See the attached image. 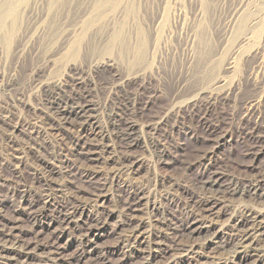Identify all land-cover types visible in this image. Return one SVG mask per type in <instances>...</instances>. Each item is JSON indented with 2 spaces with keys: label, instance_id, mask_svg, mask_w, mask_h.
I'll list each match as a JSON object with an SVG mask.
<instances>
[{
  "label": "bare ground",
  "instance_id": "obj_1",
  "mask_svg": "<svg viewBox=\"0 0 264 264\" xmlns=\"http://www.w3.org/2000/svg\"><path fill=\"white\" fill-rule=\"evenodd\" d=\"M26 1L28 0H0V36L2 35L1 38H3L4 41V43L0 42V53H2V45L3 48L5 45V47L11 49L22 35L23 41L21 47L15 50L19 57L32 48L35 39L40 37L45 39L44 41L46 44L43 51L42 63L35 64L30 70V77L31 80H33L32 87L30 85L31 89H29L30 94L38 95L39 103L32 106V111L36 117L33 116V119L31 118L30 121L27 120V125L31 128V130L29 129L30 135L34 132L43 137V143L36 144L34 146L35 150H39L41 153L43 145L49 142L48 138L53 139L56 143L55 145L50 141V143L55 146L53 152L41 153L38 156L56 165L59 170L64 172L65 179L61 180L62 182L55 181L56 183H53L50 180V176H44L45 187L41 190V195L46 203L51 202L56 196H61V198L65 200L60 204V209L57 214L59 216L58 221L60 223L73 221L77 212L81 211L83 213L86 206L92 203L98 204L102 198L106 199L109 194L112 195L111 189H120L122 194L120 200L125 196V200L121 208H119L124 216L123 221L119 220L123 225V231H119V237L117 236L118 239L116 237L117 240L114 243L115 247L124 248L121 250L123 254H141L140 256H143V261L135 263L143 264L149 262L151 261L149 258L152 256L162 255V253L164 254L170 251L167 257H165L166 254L165 256L163 255V258H165L161 259L162 261H158V264H173V262L180 261L181 258H195L201 264H264V170H258L255 171V173L250 172L251 169L257 167L255 160L264 149V134L256 135L253 131H249V134L252 135L253 138H256L254 141L258 143L248 148L247 151L244 149L245 152L242 153L243 159L241 158V161L232 160L230 161L231 163L227 162V164L215 166L216 162L214 155L217 147L228 140V130L220 133V137L216 139L212 145L209 142L211 146L205 144L207 146L205 149H200L197 146L199 149H196L195 157H191L192 159L184 160L185 157L182 156L181 159H179L182 165L180 167L191 169L198 166L202 174L206 175V177L200 179L197 184L188 178L181 179V176L180 178L168 177L165 175L166 171L164 172L165 174H162V172H157L158 169L152 168V166L154 167V164H156L155 161H163L167 151L170 152V144L167 140V135L169 134H157L167 121L169 122L170 119L174 118L177 119L182 115H194L193 113L195 108L198 107V104L199 106L203 105L208 110L219 99L226 100L231 97L230 94L236 93L239 87L238 84L228 88H225L227 87L225 86V89L221 87V90H218L219 88L215 89L213 86L214 89H210V91L205 89L201 91L198 89V92L196 89L198 93L194 92L195 94L192 93L193 95L187 96L182 100H173L169 105L167 104L168 106L164 109L165 111L163 110L164 112L160 116L154 115L142 120L138 116V110L135 109L136 105L131 108V105L133 106L132 97L125 90V86L130 83H136V85H139V87L151 93L152 96H158L160 88L153 87L152 81L156 79L161 83V81L166 80L161 70L165 58L164 51H176V47L173 48L174 45L171 46V50L170 45L173 43L168 46V38L165 40L163 39L161 43L155 40L153 41L152 39L155 33L157 37L159 33H163L159 31V29L160 26H163L165 23L163 22L164 24L160 25L158 29V24H160L161 21L159 20L156 26L154 22L153 25H149L148 28L145 24L143 25V20L142 22L141 20L140 22L137 20L138 18L136 17L138 16L135 17V13L132 16V14L130 15L131 12L128 14L126 13L127 11L124 12V10L120 9L122 11L108 14L111 10L107 6L110 10L106 12L107 14H102V9H98L101 10V13H97L98 15L95 14L96 16H92V13H89L91 14L90 16L88 14L87 17H81V19L78 17L80 20L70 25L65 20L59 23L54 31H51L49 27L53 24V20H51L47 26L46 23L50 20L52 15L50 9L59 1L54 0L50 3L52 5L49 6L50 9L48 8L44 18L42 17L34 21L32 17L33 14L29 15L30 20L34 22V27L25 35L23 24L21 23V25L19 24L20 26L18 25L17 27L16 20L19 18V10H21L19 8L25 4ZM101 4L100 6H103L106 3L103 5ZM24 8L25 7L22 9ZM241 8L242 6L235 7L233 12L225 18L224 27L226 31L231 29V26L235 25V17L240 12ZM21 19L23 20V18ZM175 24H177V22ZM150 27L153 28L150 29ZM190 31L191 30H187L184 26L180 33L184 38V48L182 51L188 64H191L198 55H196V48L198 49L199 47H197L199 43L198 33H192ZM95 34L98 35V38L96 37L97 39H94L91 45L92 47H86V42ZM157 37L155 39H157ZM157 45L159 47H157ZM86 48H90L91 52L87 51ZM57 49L59 50L57 51ZM55 50L57 52L54 53ZM157 50H161L160 56L156 55L158 53ZM86 51L92 53L93 55H91L93 57L90 59V62H88L89 64L84 66L82 65V56L86 54ZM113 51H117L119 56L127 62L129 71L123 76L114 74L112 78L110 77L109 80L103 83L104 88L108 92V99L103 111L98 102L89 98V95L92 91V83L96 84L95 78L97 73L107 70L108 68H114L115 58L111 55ZM236 52H239V50ZM249 52L251 54L247 55L251 58V63L248 68H245L247 69L245 73L248 79L254 82V87L257 88L259 95L252 99L250 98L246 102L244 101L245 103L241 107L239 114L242 113V123L251 120L255 125L252 127L253 129H263L264 131V46ZM78 57L81 59L80 62L77 61ZM2 58L3 57H1V59ZM7 58L4 57V59ZM59 58L67 60L63 59L64 62L66 61L65 66L67 70L65 69L66 72L63 76L54 79L51 78V76L49 77V71L57 66L59 67L61 64V61L59 63V60H61ZM62 66L64 67L63 64ZM63 67L60 68L62 69ZM233 67L234 60H230L228 68ZM63 69L62 71H64ZM16 70L18 69L16 68ZM2 71L0 67V76H2V74L4 76L6 73ZM62 71L60 73H62ZM16 73L18 74V72ZM8 78V80L3 79L0 81V119L2 118L6 124L13 125L14 128H17L18 123H13L10 119V113L12 112L11 108L17 99L22 98L23 100L28 93L25 95L22 90L14 89L13 80L15 79V75L13 73L10 74ZM51 87L54 88L55 92ZM206 87L207 84L205 85V88ZM13 90H17L16 92L18 93L14 94ZM64 91H69L71 93V99L73 101L71 104L70 102L61 100V93ZM78 99L81 100L78 101ZM98 110L101 111L103 115H106L109 120L102 131L99 129V131H101V138L99 137L94 141H83V133L86 129L84 127L85 129L78 131L77 135L73 133L74 135L72 138L67 139V136L62 132V125L67 123L83 124V122H88L92 129L100 127V123L97 121ZM117 117L123 123L121 131H117L115 128V124L117 125V123L116 121H112ZM106 120L104 121L106 122ZM248 129L252 130L250 128ZM37 134L34 135L35 140ZM114 139H118V141L121 142L125 150L124 153L118 151L119 148L117 149V142L115 143ZM13 141L14 139L6 145V148L11 153L9 157L21 161L23 157L20 154L23 152L26 153L27 144ZM33 142L37 143V141ZM70 142L79 146L77 147L76 154L79 157V161H81L80 163H69V158L67 157L68 153H64L65 148L69 146ZM89 144L93 145V147H89ZM134 147H140L142 152L140 151L141 153L132 154L131 150ZM84 158L85 161L82 162L81 159L84 160ZM24 161L23 159V162ZM144 162L149 164L147 173L144 174L143 172V174H139L137 166ZM33 169L34 171H31L36 174L39 173V168L34 166ZM40 171L44 173V170ZM223 178L227 179L225 184L222 183L223 180L220 181V179ZM75 179H83L89 182L94 180V182L97 180L99 181L88 191L78 187L75 184ZM11 188L12 194L14 195L16 193H25L30 187L25 182H17L16 185ZM12 197L9 200H13ZM114 197L116 196H113V198ZM117 205H115V207ZM42 206L44 205L42 204ZM219 206L222 207L221 211L219 210ZM171 210L178 212L181 216H176ZM38 211L40 210H36V208L33 210L35 216L38 215ZM222 212H225L226 216H222ZM98 213L97 211V214ZM172 214L175 215L174 218ZM76 222L79 224V221ZM15 225L17 226V224ZM105 225L104 223H100L99 220H96L95 223L91 222L86 225L87 230L85 233L88 236L87 240L90 245L89 248L85 247L77 251L75 250L79 256L78 264H101V262H104V258L101 257L102 255L94 253L97 249L94 246V243L97 242L94 238L102 236L103 232L106 231ZM9 229H7V231L0 229V264H61V262L59 263L61 259L69 261L70 257H66L68 255L66 254L65 256L63 254L64 252L59 249V246L54 240L42 241V237H39L40 230L34 229V231H31L34 238L23 241L21 238L14 235L12 231H8ZM55 229L58 230V234L63 232L61 228ZM87 240L85 242H87ZM87 253L95 254V256L91 257H95L96 261L94 260L92 262L90 260L91 257L89 259L87 256H84ZM33 257L35 259H33ZM83 257L85 259H83ZM114 264H117V261Z\"/></svg>",
  "mask_w": 264,
  "mask_h": 264
},
{
  "label": "rangeland",
  "instance_id": "obj_2",
  "mask_svg": "<svg viewBox=\"0 0 264 264\" xmlns=\"http://www.w3.org/2000/svg\"><path fill=\"white\" fill-rule=\"evenodd\" d=\"M52 1L54 0H28L26 1L25 4L26 5L28 4V5L26 6L25 4H23L22 6L25 8L22 9L23 8L22 6L19 8L21 10H19V18L17 19L18 21L16 20V26L18 27V25L19 24L21 25L22 23L23 30L25 31V35L29 33L34 27V22L30 20L29 15L33 14L32 17L34 21L35 20L37 21L42 17L44 18L48 11L49 6L52 5L50 4ZM100 4L101 5L104 4L105 6L104 5L100 6ZM107 6L111 11L107 8ZM237 6L238 7L242 6V8L235 17V25L231 26L230 27L231 29H228L226 31L224 27V23L226 20L225 18H227ZM52 7H53L52 9L49 8L50 13L52 14L51 18L46 23V26H47V24L51 20H53V24L49 27L51 31H54L57 25L61 22H64L65 20L70 25V24L76 23L78 20L81 19V17H85V16L87 17L89 13H92V16H96L99 14V12L101 13V10H98V9H102V14L103 13L107 14L106 12L108 11H110L108 12V14H113L116 12H120L122 10H124V12L127 11L126 13L128 14L131 12L130 15L132 14V16L135 13L134 14L135 17L138 16L136 17L138 18L137 20L139 22L140 20L141 22L143 20L144 21L142 22L143 25L145 24L147 27L149 25H153L154 22L156 26L157 21L161 20L160 24H158V29H159V26L165 23L163 25L165 27L160 26L159 31L163 33L161 34L159 33L160 35V36L158 35L159 38L157 37V34L155 33L152 39L153 41L155 40L158 43H161L163 39L165 40L166 38H168L167 39L169 42L168 46L173 43L172 45H170V47L174 45L173 48L176 47V51H173L174 53L167 52L166 50L164 51L165 58L163 57L164 63L162 64L161 70L166 80L161 81V83L156 79L155 81H152L153 87L160 88V92L158 96L157 97L152 96L151 93L139 87V85H136V83H130L125 86V90L132 97L133 106L131 105V108L135 107L136 105L135 109L138 110L139 112L138 116L142 120L146 119L147 117L154 116V115L160 116L165 111L164 109H166V107L173 100H180V99L182 100L187 96L198 93L199 90L202 91L205 89L207 91H210V89L213 90L214 88L215 89L219 88L218 90H221L222 89L221 87L224 88L225 86H227L225 88H228V87L234 86L235 84L236 85L238 84L239 87L237 90L239 91L236 90V93L238 94L232 93L230 94L231 97L226 100L219 99L208 110L203 105L199 106L198 104V107L195 108V111L193 113L194 115H186V116L182 115L177 119L176 118L170 119L169 122L167 121L165 123V125L162 127L161 130L158 131L157 134L158 135L169 134L167 135V140L169 141V144H170L169 149L171 153L167 151L164 157V160H167V161H164V160L155 161L156 162V164H154L155 166L153 167L151 165L152 168H156V170L158 169L157 172H160V173L162 172V174L166 173L165 175H167L168 177L180 178L181 176V179L188 178L189 180L197 184L199 183V180L204 179L206 175L202 174V171L198 166L191 168V169H184L183 167H180L182 165L179 159H181L182 156L185 157L184 160L192 159L191 157H195L196 149L207 148V146H209L210 143L212 145L214 141L220 137V133L228 130L230 134V135L229 134L227 135L228 140H226L225 142H223L217 147L216 153L214 155L215 162H216L215 166L227 164V162L231 163L230 161L232 160L241 161L243 159L242 153L245 152V150L247 151L248 148H251L258 143L254 141L256 140V138H253V136L249 134V131H253V133L256 135L264 134L263 129L258 130V129L252 128L255 126L253 121L249 120V121H245L242 123V119H243L241 117L242 113L239 114V112L241 111V107L246 101H248L250 98L252 99L259 95L257 88L254 87L255 86L254 82L251 79H248L245 73L247 72V69L245 68H248L249 64L251 63V58L247 55V54H251L249 51H253V50H256L264 46V0H245V1L243 0H106V1L105 0H59L56 2V5H53ZM104 8H107L108 10ZM94 10L97 12H95ZM90 15L91 14H89V16ZM20 17L23 18L24 21ZM174 22L175 23L177 22V24H175ZM184 26L186 27L187 30H191L190 32L192 33L197 32L198 33L197 35L199 37L198 38L199 43L197 44V47L198 46L199 47L198 49L196 48L197 50L196 55L197 54L198 55L196 56V58L191 64H188L186 62V57L182 51L184 48L183 47L184 38L182 37L180 33ZM151 28L153 27H150V29ZM1 37L2 35L0 36V42L4 43L3 38ZM22 37L23 35L15 42V44L13 45L11 49L5 47V45L3 48V45H2V49H1L2 53H0L2 55V56L0 55V67L3 70L2 72L4 73L6 72L4 76L3 74L2 76H0V81L3 79L8 80L9 75L13 73L15 75V79L13 80V82L15 83V84L13 83L14 89L22 90L23 94L25 95L28 93V95L25 96L26 98H23V100L22 98L17 99L16 102L13 103V106L11 108L12 112L10 113V119L13 123L15 122L18 123L17 128H14L13 125L6 124V122H4L2 118L0 119V229H4L7 231V229L10 228L8 231H12L14 235L18 236L23 241L24 240L27 241L26 239L30 240V238L33 239L34 236L32 235L33 233L31 231H34V229H38V231L40 230L39 237H42L43 242L54 240V242L59 246V249L62 252H64L63 254L65 256L67 254L68 256L66 257H70L69 261L61 259L59 263L61 262V264H74V263L78 264L79 256L77 255L75 250L77 251L78 249H83L85 247L89 248V245H90L89 241L87 240L88 236L85 233L87 230L86 225L90 224L91 222L95 223L96 220H99L100 223L106 224L105 225L106 231L103 232L102 236L94 238V240L97 241L96 243H94V246L97 248L94 253H99V255H102L101 257L104 258V262H101V264H114L116 261H117V264H137L138 262L143 261V256H140L141 254H138V253L123 254L121 250H123L124 248L122 249L121 247H115L114 242L119 237V233H120L119 231L121 232L123 231V228H122L123 225L119 222V220L120 221L124 220V216L122 215L121 209L119 208H121L122 203L125 200V196L124 198H121L120 200V197L122 195L120 192V189H117V190L111 189L110 191L112 195L109 194V196L106 197V199L102 198L101 201L98 202V204L92 203L91 205L86 206V208L84 209L85 211H83V213L81 211L77 212L76 216L74 217V220L71 222L60 223L58 221L59 216L57 214L60 209V204H62L63 201H65L63 198H61V196H56V198L52 199L51 202H47V203L44 202L45 199L41 195V190L42 188L45 187L44 178L46 176L48 177L50 176L51 178L50 180L53 183L55 181L59 182L61 180H64L65 178H64V172L62 170H59V168L56 165L49 163L43 160L42 158H40V156H38L41 153L45 154V153H49L50 151L53 152L54 151L53 148L55 147L54 144L56 145L55 141L51 138H48L49 142L43 145L42 150L40 149L41 150V153H40L39 150H35L34 146L38 143L39 144L43 143V137L34 132L33 134L30 135L31 128L29 127V125H27V120L30 121L31 118L33 119L34 117H36V115L32 111V106L39 103L38 95L36 96V94H30L29 89H31L32 84H33V80H31V77H30V70H31V67H33L35 64L37 65V63L38 64L42 63L41 61L43 58V51L45 49V44H46L44 41L45 39L41 37L35 39L32 45V48L27 50L28 52H25L24 55L19 57L17 54V51L15 52V50L21 47V43L23 41ZM96 37L98 38V35L95 34L92 37L93 39L91 38L89 41H87L86 47H92L91 45L93 44L94 39L95 40L97 39ZM156 37L157 39H155ZM41 40H43L44 42ZM158 45L157 47H159ZM86 49L87 51H90V48H86ZM58 50L59 49H57V51ZM171 50H172V47H171ZM237 50H239V52H236ZM57 51L55 50L54 53ZM87 51H86V54L82 56L83 58L82 65L84 66L88 65L89 64L88 62H90V59L93 57L92 56L93 54L90 53L91 51L90 52H87ZM6 52H7V55H6ZM115 52L113 51L112 52L113 54L111 53L112 57L115 58L114 68H108L107 70L100 71L97 73L96 78H95L96 84L92 83L93 88L91 87L92 91H91V94L89 95V98L98 102L100 108L102 107L101 109L104 108L107 102V99H108L107 98L108 92L104 88L103 83L106 80H109L110 77L112 78V75L114 74L123 76L129 71L128 69L129 65L127 64V62H125L122 59V57L119 56V53L117 51ZM157 52H156L157 53L156 55L160 56L161 50H157ZM1 57L3 58L1 59ZM4 57L5 58L8 57V58L4 59ZM63 59L59 60V63L61 61V64L59 65V67L57 66L53 70L49 71V77L51 76V78L58 79L65 74L67 70L65 63L67 60L64 59L66 60L64 62ZM77 59H78L77 61L79 62L81 61L79 57ZM230 60H234L233 68H228V63ZM62 64L64 65V67L62 66ZM60 67H63L64 69L63 68L62 69L64 71H62ZM16 68L18 70H16ZM61 71L62 73H60ZM16 72H18V74ZM214 77L215 78L217 77L216 78L217 80ZM209 81L210 83L212 82L211 85ZM204 84L205 85L207 84L206 88ZM51 89L55 92L53 87H51ZM196 89L198 92L196 91ZM16 91L17 90H13L14 94L18 93ZM204 94H208V93H204ZM24 99L26 102L24 101ZM61 100L64 102H70L71 104V102H73L71 99V93L69 91L62 92ZM79 100L81 99H78V101ZM106 119H107L106 115H103V113L99 111L97 121L100 123V127L96 129H92L90 128L88 122H83V124L82 123H78V124L67 123L65 125H62V128H63L62 132L65 136H67V139H71L72 136L74 135L73 133L77 135L78 131L84 130L86 128L83 133V136H84L82 138L83 141L85 140L94 141L95 139L99 137L101 138V131L103 128L106 127V124L109 121L108 119L107 120ZM104 120H106V122ZM112 121H116L117 125L115 124V128L117 129V131H121L123 127V123L120 121V119L117 117L115 120H112ZM243 127H245L246 129ZM248 128L252 130H249ZM99 129H101V131H99ZM11 132L12 133L14 132V133L12 134ZM35 134H37L36 140L34 139ZM216 134L218 137L216 136ZM211 137L212 138L214 137L215 139L214 138L212 139ZM11 139L12 140L14 139V141L24 142L25 144H27L26 153L23 152L20 154L23 157L21 161L19 159L9 157L11 156V153L6 148V145L10 141H12ZM33 141H37V143ZM50 141L54 144L50 143ZM114 142L115 143L117 142L116 146H117V149L119 148L118 151L120 153H124L125 150L123 149L121 142L118 141V139H114ZM81 143L83 144L82 141ZM77 147L79 146H77L75 143L70 142L69 146L65 148L64 153L66 154L68 153L67 157L69 158V163H74V162L80 163L81 162L79 161V157L76 154ZM89 147H93V145L89 144ZM134 148H133L134 150L133 149L131 150L132 154H135V153L138 154L142 152V149L140 150V147H137V148L134 147ZM23 159L25 160L24 162H23ZM81 160L83 162L85 161V158L84 160L83 159ZM144 163H142L143 165L138 164L137 166V169L139 170V174H143V172L144 174L147 173L149 164L147 162H144ZM16 164H20V165H16ZM173 164H176V165H173ZM255 164L257 167L254 169H251L250 170L251 173L252 172L255 173V171H258V170H262V171L264 170V149L262 153L259 154L258 158L255 160ZM34 166L36 168H39L40 170H44V173L41 172L40 170L38 174L34 173L33 172ZM181 170H184V171H181ZM222 180H223L222 182L223 184H225L227 181V179H224V178L220 179V181ZM94 181L89 182V181H84L83 179H75V184L81 189L89 191L94 187L95 183H97L99 180H97L96 182ZM17 182H25L27 185H29L30 187L29 190L25 193L22 192V193H16L13 195L11 187L16 185ZM113 196H116V197L113 198ZM11 197L13 200H9ZM42 204L44 206H42ZM115 205L117 206L115 207ZM35 208L36 210H40L38 211V215L36 216L33 213V210ZM221 209L222 207H220L219 210L221 211ZM97 211L99 212L98 214H97ZM173 212L175 213L176 216L178 217L181 216L178 212H175V211ZM175 215L172 214V217L174 218ZM222 216H226V213L222 212ZM76 221H79V224ZM15 224H17V226ZM55 228H61L63 232L58 234L57 233L58 230H56ZM43 235L45 238L43 237ZM78 236L80 237V240ZM86 240L87 242H85ZM168 253L170 254V251L164 254L162 253V255L159 254L156 256H152L151 258H149V260L151 261L143 263V264H158V261H162L161 259H164L165 257L169 255ZM163 255L165 256L164 258H163ZM84 256H87L90 259V257L95 256V254L87 253ZM33 259L35 258L33 257ZM83 259L85 258L83 257ZM247 259H250V258H247ZM90 260L92 262L94 260L96 261L95 257L93 258L91 257ZM173 264H201V263H199L197 259L195 258H192V259L191 258H186V259L181 258L180 261L173 262Z\"/></svg>",
  "mask_w": 264,
  "mask_h": 264
}]
</instances>
